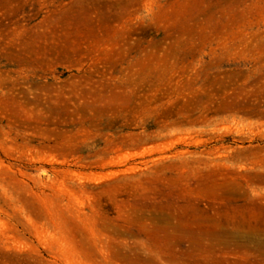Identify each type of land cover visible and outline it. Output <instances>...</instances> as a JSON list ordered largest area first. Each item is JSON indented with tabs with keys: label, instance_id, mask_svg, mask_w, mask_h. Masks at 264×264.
I'll list each match as a JSON object with an SVG mask.
<instances>
[{
	"label": "rangeland",
	"instance_id": "1",
	"mask_svg": "<svg viewBox=\"0 0 264 264\" xmlns=\"http://www.w3.org/2000/svg\"><path fill=\"white\" fill-rule=\"evenodd\" d=\"M0 264H264V0H0Z\"/></svg>",
	"mask_w": 264,
	"mask_h": 264
}]
</instances>
